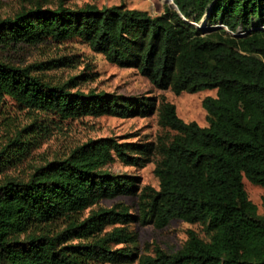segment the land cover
Returning a JSON list of instances; mask_svg holds the SVG:
<instances>
[{
    "label": "trees",
    "instance_id": "obj_1",
    "mask_svg": "<svg viewBox=\"0 0 264 264\" xmlns=\"http://www.w3.org/2000/svg\"><path fill=\"white\" fill-rule=\"evenodd\" d=\"M200 22L204 27L197 28ZM238 28L245 34L236 35ZM46 39H78L156 89L215 90V96L202 101L204 127L184 122L162 99L158 122L174 132L169 140H89L35 168L25 182H0V264H264V201L259 214L242 183L264 189V0H171L156 16L123 3L35 7L0 20L1 43ZM2 97L61 119L147 114L140 98L72 93L29 67L0 61ZM154 157L157 190L139 189L137 177L106 169L115 160L141 168ZM118 196H135L138 214L122 205L92 209ZM172 220L202 225L207 239L189 229L176 252L140 255L135 234L122 228L95 238L108 224L162 229ZM57 221L65 223L61 232L42 231ZM74 235L91 242L61 245ZM112 242L131 246L110 250Z\"/></svg>",
    "mask_w": 264,
    "mask_h": 264
},
{
    "label": "rangeland",
    "instance_id": "obj_2",
    "mask_svg": "<svg viewBox=\"0 0 264 264\" xmlns=\"http://www.w3.org/2000/svg\"><path fill=\"white\" fill-rule=\"evenodd\" d=\"M123 3L129 9L142 10L151 16L163 11L167 0H0V20L13 17L18 12L40 7L54 10L58 7L77 9L85 4L97 8ZM204 27L203 22L195 24ZM0 61L19 68H30V73L50 85H66L69 92L87 94L109 93L125 97L140 98L146 105L145 116L135 115L119 118L109 115L61 119L50 113L27 109L17 105L7 97L0 98V182L7 179L27 181L35 168L65 158L75 147L98 138H114L119 143H144L170 139L174 132L162 127L158 122L160 100L174 105L177 116L184 122H195L206 126V113L202 101L214 97L215 90H203L195 93L182 92L175 95L170 90L154 88L147 79L134 69L121 68L108 63L100 54L90 50L78 39L53 41L46 39L36 43H1ZM140 111V110H139ZM157 157L143 167L124 165L118 160L106 166L113 174L137 177L139 189L148 186L158 189L153 169ZM248 200L260 214L264 201V189L242 180ZM137 198L118 196L105 199L93 206L110 209L115 205L127 208V213L136 216ZM117 212L118 210H114ZM85 210L80 219L85 218ZM65 228L63 221L41 226L48 234H57ZM113 228H122L135 234L136 250L140 255H152L155 248L166 253L179 250L187 238V230L195 231L200 238L207 239L200 224H186L172 220L166 227L157 229L150 224L141 225L134 221L127 224L105 225L96 237ZM91 242V238H79L75 235L63 240L61 245H77ZM131 245L109 243L110 250L130 248ZM109 264V263H106ZM135 264V263H133Z\"/></svg>",
    "mask_w": 264,
    "mask_h": 264
},
{
    "label": "built area",
    "instance_id": "obj_3",
    "mask_svg": "<svg viewBox=\"0 0 264 264\" xmlns=\"http://www.w3.org/2000/svg\"><path fill=\"white\" fill-rule=\"evenodd\" d=\"M235 34H236V35H243V34H245V32L243 31V29L238 28V29L236 30Z\"/></svg>",
    "mask_w": 264,
    "mask_h": 264
},
{
    "label": "water",
    "instance_id": "obj_4",
    "mask_svg": "<svg viewBox=\"0 0 264 264\" xmlns=\"http://www.w3.org/2000/svg\"><path fill=\"white\" fill-rule=\"evenodd\" d=\"M167 2H170L171 3V0H167Z\"/></svg>",
    "mask_w": 264,
    "mask_h": 264
}]
</instances>
